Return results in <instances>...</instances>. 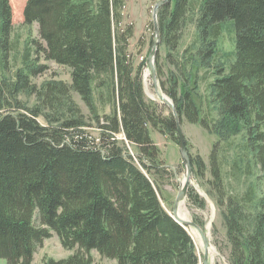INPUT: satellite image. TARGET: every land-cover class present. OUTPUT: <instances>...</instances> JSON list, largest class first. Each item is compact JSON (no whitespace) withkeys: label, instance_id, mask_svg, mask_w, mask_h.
<instances>
[{"label":"trees","instance_id":"obj_1","mask_svg":"<svg viewBox=\"0 0 264 264\" xmlns=\"http://www.w3.org/2000/svg\"><path fill=\"white\" fill-rule=\"evenodd\" d=\"M170 2L158 10L164 42L178 49L187 14L198 9L196 41L207 48L200 61L210 65L205 74L212 77V103L218 102L223 119L245 128L243 146L264 174V0ZM124 5L125 0L26 2L25 23L37 22L45 41L40 50L46 59L69 66L72 82L48 81L39 105L0 113V258L7 264H32L52 231L65 247L77 250L60 259L46 257L41 264H93V249L115 259L113 264H199L193 237L162 203L161 177L169 171L150 132L153 126L177 138L176 117L145 93L142 65L135 67L129 53L133 26L122 24ZM228 20L236 45L227 65L215 51ZM12 28L10 0H0L3 49ZM192 64L186 57L177 63L178 73L164 79L157 60L159 84L181 123L186 117L207 126L194 97L199 78L189 71ZM18 76L26 80L25 74ZM72 90L88 106L98 136L86 129ZM120 133L135 144L139 163L117 137ZM215 156L212 172L227 205L232 262L264 264V194L255 187L245 193L227 190ZM190 160L193 168L203 165L200 157ZM191 196L202 204L196 193Z\"/></svg>","mask_w":264,"mask_h":264},{"label":"rangeland","instance_id":"obj_2","mask_svg":"<svg viewBox=\"0 0 264 264\" xmlns=\"http://www.w3.org/2000/svg\"><path fill=\"white\" fill-rule=\"evenodd\" d=\"M158 1L125 0L122 24L123 27L129 24L133 26V35L129 39V53L135 67L142 65V77L147 97L159 102L161 106H165V112L168 113L172 109L161 99L159 91L165 92L161 89L160 84L156 87L152 69L148 63L153 43L157 39L154 25V7ZM174 1L171 0L170 4L173 5ZM26 2L27 0H10L13 28L7 38L6 47L3 49L0 46V113L26 111L39 105L41 103L40 92L43 90V85L48 81H63L67 84L72 82L71 68L54 60L46 59L43 51L40 50L39 45H45V41L40 36L37 22L25 23L24 8ZM197 12L198 9L187 14L178 49L169 48L160 33L161 41L155 55V66L158 60L162 65V77L166 79L168 74L178 73V62L184 61L186 57L193 61L189 71L192 74L197 73L199 78L198 92L194 93V97L200 108L201 117L208 120V125L203 124L202 120L190 121L186 117L181 123L189 155L200 157L203 165H201L202 167H192L187 192L178 203V214L184 219L197 223L207 234L209 240L208 264H233L231 258L232 242L228 235L225 216L227 205L224 203L225 197H222L224 198L223 202L220 199L218 184L212 172V158L215 154V158L217 155L220 158L223 167V186L225 185L227 190H233L234 193H245L250 187H255L261 196L264 194V174L260 170V165L252 163L251 152H248L243 146L246 141L245 128L237 126V123L231 122L230 119H223L218 102L212 103L213 97L209 94L211 92L209 83L212 77L211 74H205L210 65L207 66L206 61H200L202 49L207 48L196 41ZM221 27V33L216 39L215 54L216 57L223 58L228 65L234 58L236 45L234 24L228 20L223 22ZM186 49L188 52L185 55ZM39 65H46V67L36 72L30 71L31 67H38ZM19 73L25 74L26 80L21 81L18 76ZM203 75L204 78H202ZM71 96L85 116V121L88 123L86 129L98 136L100 133L98 124L92 119L86 103L74 90L71 91ZM105 110L108 112L109 107ZM38 118L41 123H47L44 116ZM150 132L160 149L159 157L169 171L161 177L163 187L161 200L164 207L173 215L176 197L187 172V165L181 154L179 135L177 133L176 136L178 137L174 138L153 126H150ZM117 137L125 143L127 151L139 163L135 144L128 141L123 133L117 134ZM236 168L238 169L235 175ZM195 193L203 200L202 204H199L191 196ZM195 218L201 219L203 224L198 223ZM35 222L40 224L37 216ZM185 227L196 244L200 257L199 264H204L206 248L200 230L194 225H186ZM76 250L77 248L65 247L58 234L52 231L51 236L45 238L42 244L37 247L32 264H41L46 257H54L55 259L67 257ZM90 253L93 264H113L116 262L115 259L105 257L95 249L91 250ZM0 264H7V260L0 258Z\"/></svg>","mask_w":264,"mask_h":264},{"label":"water","instance_id":"obj_3","mask_svg":"<svg viewBox=\"0 0 264 264\" xmlns=\"http://www.w3.org/2000/svg\"><path fill=\"white\" fill-rule=\"evenodd\" d=\"M168 1H170V0H159L156 3L155 7H154V25H155V31L157 33V39L153 43L152 50H151V52L149 54V57H148V63L150 65L151 69H152V73H153L154 82H155L156 87H158L159 81H158L157 68L155 66V55H156L158 44L161 41L160 29H159V23H158V10H159V8H160V6L162 4H164V3L168 2ZM159 95H160L161 99L163 100V102L168 104L171 107V109L173 110V113H174V115L176 117V121H177V125H178L179 142H180V147H181V154H182V157H183V159H184V161H185V163L187 165L186 177H185V179L183 181V185H182L181 189L179 190V193H178V195L176 197V201H175V204H174V207H173V215L172 214L171 215L178 222L183 224L184 226H186V225H194V226L198 227V229L201 232V235H202V238H203V241H204V244H205V248H206L205 256H204V262L203 263L204 264H208V262H209L208 261V259H209L208 258L209 240H208L207 234L201 229V227L197 223H195L192 220L184 219L183 217H181L178 214V203L183 198L185 193L187 192V189H188V186H189L190 176L192 174V165H191L189 150H188V147H187V144H186V138H185L182 126H181L180 119L178 117V113H177V111L175 109L174 102L165 93H161L159 91Z\"/></svg>","mask_w":264,"mask_h":264},{"label":"bare ground","instance_id":"obj_4","mask_svg":"<svg viewBox=\"0 0 264 264\" xmlns=\"http://www.w3.org/2000/svg\"><path fill=\"white\" fill-rule=\"evenodd\" d=\"M185 214V213H184ZM195 230V229H194ZM195 233V232H194Z\"/></svg>","mask_w":264,"mask_h":264}]
</instances>
